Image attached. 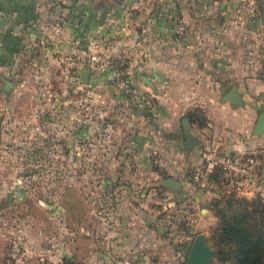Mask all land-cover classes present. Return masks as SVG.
I'll use <instances>...</instances> for the list:
<instances>
[{
    "label": "rangeland",
    "instance_id": "obj_1",
    "mask_svg": "<svg viewBox=\"0 0 264 264\" xmlns=\"http://www.w3.org/2000/svg\"><path fill=\"white\" fill-rule=\"evenodd\" d=\"M65 2L71 35L64 46L40 59L38 69H26L27 60L18 58L15 68L1 76L13 84L7 92L0 79V193L17 194L16 202L0 203V242L6 255L15 264H114L121 255H135L142 264H185L193 235L202 232L215 251L208 264H229L217 259L211 233L217 207L226 208V200L236 206L240 197L226 191L217 178L209 190L193 186L201 190L199 200L188 207L190 216L178 221V188L160 181L178 180V111L173 116L170 110L159 113L141 84L166 93L171 104L178 52L155 55L164 60L161 81L151 73L143 78L142 72L152 69L141 70L144 53L151 52L147 38L139 37L142 21L132 26L124 0ZM166 18L167 36L178 41L184 30L178 27V14L168 11ZM72 45L99 58L75 78L82 90L52 97L48 92L65 83L58 57ZM124 78L129 93L120 87ZM263 145L255 151L259 169ZM166 200L175 205L162 210ZM85 224L100 238L113 229L119 249L104 243L88 255L80 244ZM74 250L76 260H71Z\"/></svg>",
    "mask_w": 264,
    "mask_h": 264
},
{
    "label": "crops",
    "instance_id": "obj_2",
    "mask_svg": "<svg viewBox=\"0 0 264 264\" xmlns=\"http://www.w3.org/2000/svg\"><path fill=\"white\" fill-rule=\"evenodd\" d=\"M124 1L122 4L131 10L127 19L132 26L138 21L145 26L140 25L139 37L147 38L146 46L151 54L146 51L145 65L143 68L136 65V68L152 69L142 72L143 78L151 73L152 77L159 79L156 81H161L160 75L165 74L164 60L155 55L165 50L178 52L175 56L178 59L174 57L178 83L174 87L176 92L171 104L168 103L170 99L165 97L166 93L159 94L145 82L140 84L143 91L147 90L146 93L155 100L159 113L164 111L163 114L167 115L170 110L173 116V112L178 111L177 188L178 202L181 201L178 209L182 203L184 206L178 210L179 221L190 216L188 207L196 204L201 195V190L194 191L184 174L187 168L201 160L203 149L217 144L229 152L256 151L264 141V133H253V127L264 111V0H258L256 16L253 17L236 13L237 0ZM172 10L178 14V21L184 27L178 33V41L167 36L166 17L167 12ZM62 11L64 15L61 16L65 19L62 23L57 20L55 25V17ZM67 12L69 10L63 9V4L55 0L47 4L38 0H0V77L15 68L18 58L27 60L24 64L26 69H38L40 59L52 57L59 45L64 46L71 35L66 25L70 17ZM20 68L23 66L20 65ZM232 85L236 87L238 98L224 99L225 92ZM198 110L201 122L192 119ZM183 117L190 134L189 147L184 142ZM12 199L16 202V193L13 196L0 193V203L11 202ZM182 210L185 211L183 214L180 213ZM80 230V244L86 248L88 255L92 254V249L104 248V243H108L111 249H119V244L114 241L113 229L106 233L105 238L97 236L86 224ZM181 244L178 239V253ZM3 247L0 242V264H15ZM74 252L70 255L71 260H76L77 250Z\"/></svg>",
    "mask_w": 264,
    "mask_h": 264
},
{
    "label": "built area",
    "instance_id": "obj_3",
    "mask_svg": "<svg viewBox=\"0 0 264 264\" xmlns=\"http://www.w3.org/2000/svg\"><path fill=\"white\" fill-rule=\"evenodd\" d=\"M258 0H237L235 11L238 15L253 17L256 16ZM179 29L182 24L178 25ZM99 56L86 48L72 45L63 51L58 57V68L62 75L63 86L58 90L48 92L52 97H65L69 94L78 93L82 90L80 82L75 80L77 75L84 70ZM72 80L73 82H70ZM68 83H71L69 85ZM123 92L129 93L128 79L119 80ZM201 160L186 169V178L194 186L207 190L216 187L215 173H219L222 187L239 197H251L258 195L264 198V179L261 177L258 168V159L253 149L229 152L222 150L215 144L205 148L201 152ZM175 201L168 200L162 203V210L174 206ZM114 264H142L135 255H121L113 260Z\"/></svg>",
    "mask_w": 264,
    "mask_h": 264
},
{
    "label": "trees",
    "instance_id": "obj_4",
    "mask_svg": "<svg viewBox=\"0 0 264 264\" xmlns=\"http://www.w3.org/2000/svg\"><path fill=\"white\" fill-rule=\"evenodd\" d=\"M65 1L59 0V3L63 4V9L69 10V6L64 4ZM57 15L55 25L57 20L60 19L62 23L65 19L61 16L64 11ZM195 114L192 119L201 122L200 110ZM188 116L191 118V114L188 113ZM214 178L220 182L219 173L216 172ZM238 201L236 206L226 200V208L217 207V223L211 233L217 259L229 261V264H264V200L254 195L240 197ZM182 207L184 208L180 205L178 210ZM184 212L182 210L180 213Z\"/></svg>",
    "mask_w": 264,
    "mask_h": 264
},
{
    "label": "water",
    "instance_id": "obj_5",
    "mask_svg": "<svg viewBox=\"0 0 264 264\" xmlns=\"http://www.w3.org/2000/svg\"><path fill=\"white\" fill-rule=\"evenodd\" d=\"M83 76H87V71L83 72ZM2 81L1 88L7 92L12 87V82L4 77H0ZM224 99H234L238 98L235 85L230 86L225 92ZM183 131H184V142L186 147L190 145V134L186 126V119L183 117L181 119ZM254 134L264 133V111H262L253 127ZM261 177L264 179V159L261 167ZM160 181L171 189H176L179 185L178 180L172 177H165L160 179ZM188 234L191 233V229L186 230ZM211 255H215V251L209 245L205 243V236L202 232H196L193 235L192 241L189 245L185 264H208Z\"/></svg>",
    "mask_w": 264,
    "mask_h": 264
}]
</instances>
